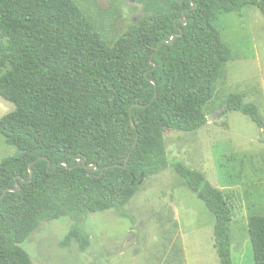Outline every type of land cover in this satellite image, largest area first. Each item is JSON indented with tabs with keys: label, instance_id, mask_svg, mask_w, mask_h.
<instances>
[{
	"label": "trees",
	"instance_id": "1",
	"mask_svg": "<svg viewBox=\"0 0 264 264\" xmlns=\"http://www.w3.org/2000/svg\"><path fill=\"white\" fill-rule=\"evenodd\" d=\"M135 2L146 15L110 46L74 0H0V66L10 67L0 97L14 106L0 134L17 150L0 163V196L20 185L0 200V264H33L21 245L64 217L75 225L62 246L75 241L85 252L89 213L128 217L124 207L145 180L169 166L213 214L220 264H233L228 200L202 173L170 164L164 130L207 124L215 81L232 58L214 23L246 6L264 16V0ZM225 106L222 116L240 112L264 130L258 107L242 95ZM248 233L254 264H264V216L249 217Z\"/></svg>",
	"mask_w": 264,
	"mask_h": 264
},
{
	"label": "rangeland",
	"instance_id": "2",
	"mask_svg": "<svg viewBox=\"0 0 264 264\" xmlns=\"http://www.w3.org/2000/svg\"><path fill=\"white\" fill-rule=\"evenodd\" d=\"M74 2L110 46L146 15L135 0ZM214 25L232 52L206 108L214 120L190 133L165 129V148L170 164L184 163L223 192L232 208V262L254 264L248 219L264 216V130L240 112L222 114L228 96L240 94L264 118V16L246 6L240 14H220ZM5 48L0 36V60ZM9 68L0 66V76ZM13 110L0 97V119ZM16 154L0 134V163ZM124 210L128 217L114 209L89 213L85 252L75 241L62 246L75 225L67 217L43 223L21 247L33 264H220L215 218L172 166L147 178Z\"/></svg>",
	"mask_w": 264,
	"mask_h": 264
},
{
	"label": "water",
	"instance_id": "3",
	"mask_svg": "<svg viewBox=\"0 0 264 264\" xmlns=\"http://www.w3.org/2000/svg\"><path fill=\"white\" fill-rule=\"evenodd\" d=\"M185 22H186V21H185ZM173 41H174V38H172V40H170V41H164L163 43H172ZM160 47H161V45L157 48V50H159ZM152 83H153V81H152ZM156 97H157V94H156L155 97L153 98L152 102L155 101ZM152 102H151V103H152ZM151 103H149L148 105H151ZM135 106H137V107H142V108L145 107V106H143V105H135ZM131 110H132V108L130 109V111H131ZM223 110H224V109H222L220 112H223ZM218 115H219V113L216 114L215 117H218ZM207 120H208V121H210V120H214V116H210V117H208ZM131 124L134 126V122H133V121H131ZM130 156H131V153H130V155L128 156L127 161L129 160ZM41 160H47V158H46V157H42ZM48 163H49V168H50L51 163H50V162H48ZM31 166H32V165H30V167H31ZM126 167H127V164H125L123 168H126ZM95 170H97V168H96ZM30 173H31V177H32V171H31ZM18 189H20V185H18V186L16 187L15 190H7V191H16V190H18ZM7 191H5V192L0 196V200H2V199L4 198V196L6 195Z\"/></svg>",
	"mask_w": 264,
	"mask_h": 264
}]
</instances>
